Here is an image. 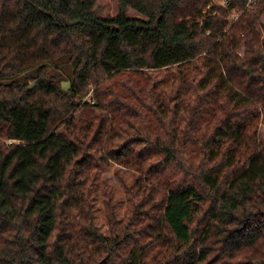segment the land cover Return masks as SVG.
I'll return each mask as SVG.
<instances>
[{
    "label": "trees",
    "instance_id": "1",
    "mask_svg": "<svg viewBox=\"0 0 264 264\" xmlns=\"http://www.w3.org/2000/svg\"><path fill=\"white\" fill-rule=\"evenodd\" d=\"M96 2L0 0V264H264V0Z\"/></svg>",
    "mask_w": 264,
    "mask_h": 264
},
{
    "label": "rangeland",
    "instance_id": "2",
    "mask_svg": "<svg viewBox=\"0 0 264 264\" xmlns=\"http://www.w3.org/2000/svg\"><path fill=\"white\" fill-rule=\"evenodd\" d=\"M96 4L97 7H99V15L104 18L114 17L117 14L118 4L116 0H97ZM128 15L132 17H138V14L131 9H129ZM260 24H264V10L260 16L259 22L256 25L261 35L264 36V29L261 27ZM238 52L240 54H243L242 45L240 46ZM258 129L264 137V115H262L260 119ZM131 173L132 170H130L128 167L117 163H111L109 168L103 170L98 176V182L96 184V191L98 192V197L95 201V221L97 227L104 234L109 233V225L105 218V206L101 198L102 185L108 184L113 188L115 199L118 201L116 206V218L118 220H121L126 208V196L122 185V177L128 179Z\"/></svg>",
    "mask_w": 264,
    "mask_h": 264
},
{
    "label": "built area",
    "instance_id": "3",
    "mask_svg": "<svg viewBox=\"0 0 264 264\" xmlns=\"http://www.w3.org/2000/svg\"><path fill=\"white\" fill-rule=\"evenodd\" d=\"M225 1L227 2V0ZM254 3H256V0H245L244 7L242 9L232 11L230 21L236 20L244 10H249ZM12 141L14 140H10L8 142L11 143Z\"/></svg>",
    "mask_w": 264,
    "mask_h": 264
},
{
    "label": "water",
    "instance_id": "4",
    "mask_svg": "<svg viewBox=\"0 0 264 264\" xmlns=\"http://www.w3.org/2000/svg\"><path fill=\"white\" fill-rule=\"evenodd\" d=\"M33 85H34V83H31V84H30V87H32ZM96 264H100V262H98V263H96Z\"/></svg>",
    "mask_w": 264,
    "mask_h": 264
}]
</instances>
